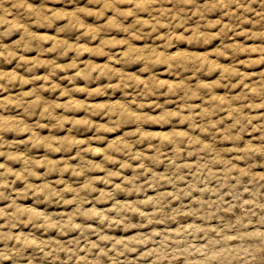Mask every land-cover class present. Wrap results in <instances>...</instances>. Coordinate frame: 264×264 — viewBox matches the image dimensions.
<instances>
[{
  "label": "clouds",
  "instance_id": "obj_1",
  "mask_svg": "<svg viewBox=\"0 0 264 264\" xmlns=\"http://www.w3.org/2000/svg\"><path fill=\"white\" fill-rule=\"evenodd\" d=\"M53 28L52 35L36 31ZM66 32L78 35L69 40L61 35ZM215 40L220 45L203 52L180 50L174 43ZM248 41H264V0H0V61H16L27 73L48 69L30 77L15 68L0 70V92L10 85H34L0 97V264H36L29 249L52 264H254L264 252V43ZM32 52L35 57L26 55ZM69 53L75 55L58 62ZM48 54L55 56L42 58ZM85 54L89 58L81 59ZM58 73L71 87L53 79ZM101 80L107 83L87 86ZM38 81L43 83L35 86ZM109 90L124 99L91 102ZM44 92L59 95L49 99ZM150 97L168 99L160 103ZM78 129L94 132L83 139L74 134ZM118 132L112 139L104 135ZM34 149L76 151L70 159H54L30 154ZM27 200L74 207L49 212ZM236 208L243 215L234 223H212ZM180 217L193 219L167 230L151 227ZM133 229L148 231L109 234ZM38 230L78 236L44 239ZM249 240L258 243H245Z\"/></svg>",
  "mask_w": 264,
  "mask_h": 264
},
{
  "label": "rangeland",
  "instance_id": "obj_2",
  "mask_svg": "<svg viewBox=\"0 0 264 264\" xmlns=\"http://www.w3.org/2000/svg\"><path fill=\"white\" fill-rule=\"evenodd\" d=\"M35 3H39V0H34ZM79 2L81 4L83 3H86V0H79ZM201 3L204 2V0H200ZM56 7H61L62 5H55ZM170 7V5H168ZM252 7L254 9H257V10H262L260 8V5L259 4H253ZM109 15H111V13H109ZM216 16L218 17L219 16V13L216 14ZM213 18H216V17H213ZM227 19V18H225ZM94 21V18H91L90 22ZM60 23H64V22H60ZM190 23H193V21H190ZM59 26V23L58 25ZM245 28H252L253 25L251 24H245L244 25ZM36 31H39L41 35H47V34H55V29H36ZM162 31H165L162 29ZM179 31H183V29H179ZM212 31H218V28L217 29H212ZM114 35H117L118 38H121L123 36V34H120V33H113ZM63 37H66L68 38L69 40H75V37L76 35L78 34H74V33H62L61 34ZM229 35H232L231 33H229ZM19 36V33H17L15 36L11 37L10 39L8 40H5L4 42L5 43H10L12 40L18 38ZM237 40H240V41H243L244 38L243 37H236ZM225 42H229L227 41V38H224ZM81 42H87L86 40L85 41H81ZM151 42V41H149ZM99 41H95L93 42V44L91 46H94L95 44H98ZM139 46H142V42H136ZM155 43L159 44V43H162V41H155ZM177 44V47L180 49V50H184V49H187L189 51H192V50H196V51H211L213 48L215 47H218L220 45V40H215L211 43V45H203V44H200V45H197V44H192V45H185L183 42H174ZM248 43H264V41H248ZM51 45L50 44H46L45 47H50ZM26 55H30V57H35L36 53L35 52H32V53H27ZM75 54L74 53H69L68 57L64 58L63 60L61 61H58V62H67L68 60H70ZM55 56V54H48V56H45V57H42L44 59H47V58H53ZM89 58L87 56V54H85L84 57H82L81 59H87ZM243 58V57H242ZM92 59L96 60L97 62H101L103 63L104 61H106V57H93ZM222 62L224 63H228L230 61H223ZM26 67V66H25ZM130 68H133V69H138V67H142V65L140 66H129ZM16 69L17 71L21 72L22 74L26 75V76H32L34 74H45L47 73L48 69L46 68H40V69H37L36 70V73H27L24 71V67H21V68H16V61H13L12 64H5L3 61H0V70H5V71H8V70H12V69ZM71 74V73H69ZM64 73H58L57 77H53V79H56L59 83L62 84V86H66V87H71V85L68 84V81L66 80H59V76H63ZM142 75H147L146 73H142ZM219 73H215L213 74V78L215 76H218ZM162 79L163 78H169V79H174V77H161ZM182 79L184 77H181ZM114 82V81H113ZM194 82V81H193ZM43 81H38L36 82L35 86H39V84H42ZM86 83L85 81H80L78 80L77 81V84L80 85L81 87L83 86H86ZM104 83H107V81H97L96 83L94 84H88L87 86H90V87H95V86H99V85H102ZM34 85H27L24 87V89H20L18 85H10L8 86V91L7 92H0V97L4 96V95H8V94H17L19 91L21 90H24V91H28L31 87H33ZM229 90L228 89H218L217 92L218 93H227ZM236 91H239V89H237ZM43 95L45 96V98H49V99H55L56 96L59 95V93H49V92H44ZM73 95H75L78 99H85L87 98V93H74ZM124 99L123 95L121 92L119 91H116L115 94L113 95V92L112 90H109V95L107 97H92L91 98V102H103L105 100H108V99ZM130 99V97H128ZM64 99H67V97H65ZM149 99H157L158 102L160 103H163L165 99H168L167 97H160V98H156V97H150ZM196 103H198L199 101H195ZM169 107H175V105H169ZM62 111V110H60ZM145 111H148V112H151L152 110L151 109H145ZM261 111H264V109H261ZM10 112L12 114H19L18 112H16L15 110H12L10 109ZM71 115V114H70ZM78 117L80 116H83L84 113H78L76 114ZM95 119L99 120L100 118L99 117H95ZM30 122H34V121H30ZM45 123H47V121H44ZM230 123V121H228ZM67 127H70V126H66V129ZM183 128H187V125H184L182 126ZM220 127H224V125H220ZM146 128H148L149 130H153V131H156V130H170V127L169 126H165L163 129L160 128L159 126H154V125H146ZM125 130H130V129H125ZM39 131L41 132L42 135L44 134H48V130L47 129H39ZM93 132H86V130H83V129H78L74 132L75 135L79 136L80 138H83V139H87L88 137H90L91 135H93ZM53 135L57 134L56 132H53L52 133ZM63 134H66V130H65V133ZM122 134L121 132H118V133H115V134H107L105 133L104 135L108 136L109 139H112V138H115L116 135H120ZM255 135H258L255 134ZM7 138L8 139H22L23 137H15L14 134H6ZM205 140H209L210 137H207L205 136L204 137ZM101 147H103L104 145H99ZM22 150H24L22 148ZM75 149H73L72 153H64V152H61V153H46L44 152L43 149H40V150H33L32 153L30 154H33V155H38V156H43V155H48L50 158H54V159H70L71 158V155H74L75 154ZM91 158V157H90ZM2 159L3 158H0V162H2ZM94 159H96L97 161H99L100 159H102V157H94ZM193 160H195V157L192 158ZM72 163H76L77 161L73 160L71 161ZM138 163V162H137ZM15 167H19V165H15ZM109 167H115V168H118L119 165H109ZM160 170H163V166H161V169ZM40 172H43L44 169H39ZM94 175H103V173H93ZM125 175H131V171H127L125 172ZM57 177H52V179H55ZM65 179H68V175L66 174L65 175ZM75 179V178H73ZM82 179V178H81ZM39 182V181H37ZM117 183H119V181H116ZM98 187H103V185H97ZM17 188H21L22 185L21 184H17L16 185ZM150 195L153 194V193H149ZM93 195H97V194H93ZM118 198L119 199H125V198H128V199H131V198H134V197H125L123 194H119L118 195ZM42 200V198H40ZM24 203H26L27 205H32V206H35L37 207L38 209L40 210H43V211H70L73 206H68L67 208H63L59 205H49V204H43V203H39L37 201H34V200H27V201H23ZM0 206H3V204H0ZM98 207H106V206H109V205H97ZM87 207H91V205H87ZM173 207H175V205H173ZM243 215V212L241 211V209L239 208H236L234 210L233 213H220L219 214V218H213L212 220V223L213 224H216L218 227H223L224 225L226 224H230V223H234V221L239 218L240 216ZM261 215H264V213H261ZM134 220H138L139 218L138 217H134L133 218ZM193 218H189V217H180L178 219V221L176 223H173L171 221H168L166 222V224L164 225H152L151 227L152 228H159V229H162V230H167L168 228H174V227H177V226H180V225H183V224H186L188 222H191ZM78 222H83V223H92V224H95V221H78ZM196 223H201V221H195ZM0 223H2V221H0ZM25 231H28L30 229H24ZM146 232L148 231V229H133L132 232L130 233H123L119 230H117L116 232H110L109 234H113V235H117V236H121V235H131V234H134L136 232ZM36 234L38 236H40L41 238H44V239H49V238H56V239H60V240H67V239H70V238H75L76 236H78V233H70L68 237H62V236H59L56 232H49L47 233L46 235L43 234L42 230H38L36 232ZM92 239H95V237L93 236ZM245 243H251V244H256L258 243V241H255V240H249V241H245ZM0 247H2V245H0ZM141 251H143V249H141ZM28 255H31L35 258L36 260V264H52V261L51 259H41V254H39L38 252H36L34 249H29L28 250ZM137 254H127V258H135ZM261 256V257H259ZM64 259V256L63 254H61V260ZM120 259H126V257H121ZM10 264V262H9ZM21 264H27V261H22ZM56 264H60L59 261L56 262ZM104 264H108V261L105 260ZM139 264H148V261L147 260H140L139 261ZM254 264H264V252L261 254L258 253L257 254V257H256V260L254 261Z\"/></svg>",
  "mask_w": 264,
  "mask_h": 264
},
{
  "label": "bare ground",
  "instance_id": "obj_3",
  "mask_svg": "<svg viewBox=\"0 0 264 264\" xmlns=\"http://www.w3.org/2000/svg\"><path fill=\"white\" fill-rule=\"evenodd\" d=\"M263 253V252H262ZM260 254H261V252H260ZM259 257H261V256H259Z\"/></svg>",
  "mask_w": 264,
  "mask_h": 264
}]
</instances>
